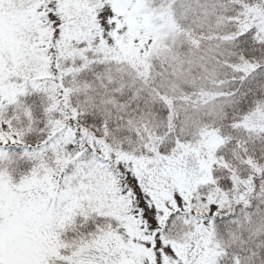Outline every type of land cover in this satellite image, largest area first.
I'll use <instances>...</instances> for the list:
<instances>
[{"label": "snow or ice", "instance_id": "obj_1", "mask_svg": "<svg viewBox=\"0 0 264 264\" xmlns=\"http://www.w3.org/2000/svg\"><path fill=\"white\" fill-rule=\"evenodd\" d=\"M0 264H264V0H0Z\"/></svg>", "mask_w": 264, "mask_h": 264}]
</instances>
